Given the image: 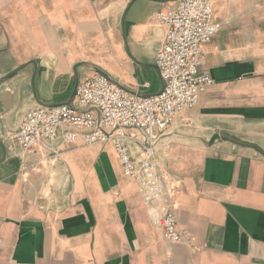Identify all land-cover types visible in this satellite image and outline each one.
I'll use <instances>...</instances> for the list:
<instances>
[{
	"label": "crops",
	"instance_id": "1",
	"mask_svg": "<svg viewBox=\"0 0 264 264\" xmlns=\"http://www.w3.org/2000/svg\"><path fill=\"white\" fill-rule=\"evenodd\" d=\"M176 3L0 0V264H264V0H212L219 29L200 61L212 85L155 146L190 245L163 240L110 145L45 160L57 144L24 152L12 139L27 111L71 104L97 73L158 94L155 16Z\"/></svg>",
	"mask_w": 264,
	"mask_h": 264
},
{
	"label": "built area",
	"instance_id": "2",
	"mask_svg": "<svg viewBox=\"0 0 264 264\" xmlns=\"http://www.w3.org/2000/svg\"><path fill=\"white\" fill-rule=\"evenodd\" d=\"M155 19L164 30L154 61L162 81L158 94L138 97L97 73L77 85L71 104L27 111L12 139L24 152L57 144L45 160L59 157L63 147L110 145L142 201L155 205L163 240L188 246L192 236L178 225L172 190L159 175L154 153L173 121L196 107L212 85L210 76L200 72V61L219 25L212 21V0H177Z\"/></svg>",
	"mask_w": 264,
	"mask_h": 264
},
{
	"label": "water",
	"instance_id": "3",
	"mask_svg": "<svg viewBox=\"0 0 264 264\" xmlns=\"http://www.w3.org/2000/svg\"><path fill=\"white\" fill-rule=\"evenodd\" d=\"M220 136L223 139H225V140H227V141H229V142H231L233 144H236V145H239V146H243V147L253 148V149L259 151L260 153H262L261 150L255 145H252V144H249V143H246V142H243V141H239V140H237V139H235L233 137H230V136H228L226 134H221ZM262 154L264 155V153H262Z\"/></svg>",
	"mask_w": 264,
	"mask_h": 264
}]
</instances>
